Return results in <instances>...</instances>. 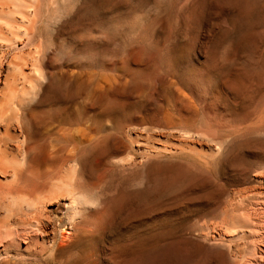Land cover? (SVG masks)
Returning <instances> with one entry per match:
<instances>
[{"label":"rangeland","instance_id":"374dc122","mask_svg":"<svg viewBox=\"0 0 264 264\" xmlns=\"http://www.w3.org/2000/svg\"><path fill=\"white\" fill-rule=\"evenodd\" d=\"M5 1L0 264H264V0Z\"/></svg>","mask_w":264,"mask_h":264},{"label":"bare ground","instance_id":"6f19581e","mask_svg":"<svg viewBox=\"0 0 264 264\" xmlns=\"http://www.w3.org/2000/svg\"><path fill=\"white\" fill-rule=\"evenodd\" d=\"M17 1H18V4L21 3V2H19V0H17ZM17 1H13V3L15 2V3L17 4ZM7 3H8V5L10 4L9 1H8ZM5 5H6V1H5V0H1V1H0V9H1V11L5 9V7H6ZM8 5H7V6H8ZM14 5H15V4H13V6H14ZM20 5H21V4H20ZM20 5H19V6H20ZM24 5H25V4H24ZM9 6H10V5H9ZM10 7H11V6H10ZM11 8H12V7H11ZM17 8H18V7H17ZM6 9H7V8H6ZM16 10H17V9H16ZM1 11H0V12H1ZM4 11H5V10H4ZM4 11H3V13H5ZM1 13H2V12H1ZM0 15H2V14H0ZM5 15H6V14H5ZM0 27H1V26H0ZM30 81H32V80H30ZM31 83H32V82H31ZM13 88H14V87H13ZM14 89H15V88H14ZM25 89H26V88H25ZM79 89H80V88H79ZM16 90H17V89H16ZM27 90H28V89H27ZM26 92H27V91H26ZM26 92L24 91V92H22V94H23V93H26ZM13 94H14V93H13ZM20 94H21V93H20ZM22 94H21V95H22ZM16 95H17V94L15 93L13 97H14V98H17ZM24 95H25V94H23V96H24ZM15 96H16V97H15ZM21 97H22V96H21ZM21 97H20V98H21ZM20 98H19L18 102L20 101ZM9 100H10V99H9ZM11 100H12V98H11ZM14 100H15V99H14ZM22 101L25 102L23 99H22ZM8 102H9V101H8ZM9 103H11V102H9ZM20 104H21V101H20ZM38 104H39V103H38ZM15 105H16V104H15ZM11 107H12V106H11ZM35 108H36V107H35ZM37 108H38V106H37ZM10 109H11V108H10ZM3 110H4V109H3ZM8 110H9V109L7 108V110L5 109V111H3V112H1V113L3 114V113H5V112H7ZM11 110H12V109H11ZM36 110H38V109H36ZM64 112H65V111H64ZM36 114H37V113H36ZM54 114H55V113H54ZM18 115H19V113H18ZM45 116H46V115H44V118H45ZM56 116H57V115H56ZM64 116H65V115H64ZM2 117H4V115H2ZM13 117H16V114H15ZM13 117H12V118H9V117H8V118H9L10 120H11V119L14 120ZM19 117H20V116H18V117H16V118L18 119ZM52 117H53V116H52ZM67 117H68V116H67ZM25 118H26V116H25ZM41 118H42V117H41ZM22 119H23V117H22ZM61 119H62V118H61ZM64 119H65V118H64ZM3 120H4V119H3ZM13 120H12V121H13ZM12 121H9V122L11 123ZM18 121H19V120H18ZM20 122H21V118H20ZM60 122H61V121H60ZM7 123H8V121H7ZM43 123H44V122H43ZM66 123H67V122H66ZM39 124H40V123H39ZM47 124H48V123H47ZM47 124H46V125H47ZM41 125H42V124H41ZM8 126H9V128L12 127L11 125H9V123H8ZM44 126H45V125H44ZM7 128H8V127H7ZM9 128H8V129H9ZM47 128H48V127H47ZM8 129H7V130H8ZM28 129H29V128H28ZM42 129H43V127H42ZM7 130H6V131H7ZM39 130H40V129H39ZM48 130H49V129H48ZM8 131H9V130H8ZM9 132H10V131H9ZM38 132H39V131H37V133H38ZM7 134H8V132H7ZM41 134H42V133H41ZM76 134H77V133H76ZM79 134H80V135H83L82 133H79ZM9 135L12 136V137L10 138V140L15 136V135H12V134H10V133H9ZM29 135H30V134H29ZM38 135H39V133H38ZM16 137H17V136H16ZM31 137H32V136H31ZM40 138H41V137H40ZM40 138L37 139V140H40ZM2 139L4 140V138H2ZM27 139H28V138H27ZM82 139H83V138H82ZM82 139H81V140H82ZM14 140H15V139H14ZM31 140H32V139H31ZM33 140H34V138H33ZM77 140H79V139H77ZM1 141H2V140H1ZM1 141H0V142H1ZM5 141H6V139H5ZM11 141H12V140H11ZM28 141H29V140H28ZM28 141H27V142H28ZM6 142H7V141H6ZM39 142H40V141H39ZM3 143H5V142L3 141ZM3 143H2V144H3ZM34 143H35V142H34ZM34 143H32L33 145H32L31 147H35V146H36V145L34 146ZM36 143H38V142H36ZM41 143H42V142H41ZM2 144H1V145H2ZM6 144H7V143H6ZM6 144H5V145H6ZM39 144H40V143H38L37 145L39 146ZM1 145H0V146H1ZM20 145H21V144H20ZM40 145H43V144H40ZM43 146H45V147H43V148H45V149H48V148H49V146H48L47 144H46V145L44 144ZM46 146H48V147H46ZM6 147H7V146H6ZM41 147H42V146H41ZM41 147H38V148L40 149ZM27 148H28V147H27ZM28 149H29V148H28ZM28 149H27V150H28ZM45 149H43V150H44V151H47V150H45ZM31 150H32V149L29 150V153H32V152H30ZM36 150H37V147H36ZM43 150L40 149V151H42V152H43ZM1 151H2V149H1ZM34 151H35V150H34ZM38 151H39V150H38ZM38 151H37V152H38ZM40 151H39V152H40ZM47 152H48V151H47ZM47 152H46V153L43 152V153L46 155V154H48ZM34 153H35V152H34ZM43 153H41L40 155L42 156ZM49 153H50V152H49ZM25 154H26V153H25ZM36 154L38 155V153H36ZM28 155H30V154H28ZM34 155H35V154H34ZM45 155H44V157L42 156V160H43L44 163H45V161L47 160L46 157H48L49 154L46 155V157H45ZM50 155H51V154H50ZM24 156H25V155H24ZM105 156H106V155H105ZM25 157H27V156H25ZM32 158H33V157H32ZM34 158H37V157H34ZM38 158H39V157H38ZM40 158H41V157H40ZM28 159H30V158H28ZM8 160H9V159H8ZM25 160H26V159H25ZM33 160H34V159H33ZM33 160L31 159L30 161H32V162H37V161H35L36 159H35L34 161H33ZM37 160H38V159H37ZM40 160H41V159H40ZM44 160H45V161H44ZM6 162H7V161H6ZM25 162H27V160H26ZM38 162H40V161L38 160ZM38 162H37V163H38ZM43 162H40V163H43ZM20 163H21V161H20ZM44 163H43V164H39V166L42 165V166L45 167L46 164H44ZM46 163H47V162H46ZM18 164H19V163H18ZM24 164H25V163H24ZM28 164H29V165H32L31 163H28V162H27V166H28ZM2 165H3V164H2ZM20 165H21V164H20ZM20 165H19L18 167H20ZM22 165H23V162H22ZM33 165L36 166V163H34ZM37 165H38V164H37ZM4 166H6V165H4ZM4 166H3V167H4ZM23 166H24V165H23ZM35 166H34V168H35ZM32 167H33V166H32ZM32 167H31V169H30L29 171H31V170L33 169L34 171H32V172H35V169L32 168ZM27 168H28V167H27ZM27 168H26V169H27ZM29 168H30V167H29ZM16 170L18 171L19 169H16ZM21 170H22V167H21ZM21 170L19 171V173L21 172ZM23 170H24V168H23ZM14 171H15V170H14ZM17 171H16V172H17ZM24 171H25V170H24ZM16 172H14V174H15ZM25 172H26V171H25ZM32 172H31V173H32ZM19 173H18V174H19ZM38 173H40V172H38ZM16 174H17V173H16ZM21 174H23V173L21 172V173H20V176H21ZM20 176H19V177H20ZM14 177H17V176L15 175ZM17 178H18V177H17ZM17 178H16V179H17ZM16 179H15V180H16ZM61 184H62V183H61ZM17 185H19V184H17ZM20 186H21V184H20ZM12 187H13V186H12ZM16 187H17V186H16ZM52 187H53V186H52ZM13 188L15 189V187H13ZM18 188H19V187H18ZM57 188H58V187H57ZM19 189L22 190V187L19 188ZM19 189H18V190H19ZM23 189H24V187H23ZM72 189H73V188H72ZM18 190H17V191H18ZM35 190H36V189H35ZM73 190H74V189H73ZM74 191H75V190H74ZM18 192H20V191H18ZM29 192H30V191H29ZM32 192L35 193L36 191H34V190L32 189L31 193H32ZM52 192H53V190H52ZM56 192H57V191H56ZM72 192H73V191H72ZM74 193H75V192H74ZM53 194H54V193H53ZM79 194H80V192H79ZM35 195H36V194H35ZM50 195H51V194H50ZM59 195H60V194H59ZM72 195H73V194H72ZM80 195H81V194H80ZM1 197H2V196H1ZM13 197H14V196H13ZM36 197H39V198H40V196H37V195H36ZM55 197H56V196H55ZM18 198H19V197H18ZM31 198H32V197H31ZM39 198H38V199H39ZM75 198H76V197H75ZM12 200H13V199H12ZM14 200H15V199H14ZM24 201H25V199H24ZM32 201H33V199H32ZM32 201H29V202L32 203ZM26 202L29 203L28 201H26ZM26 202H24V203H26ZM73 202H74V201H73ZM30 203H29V205H33V203H32V204H30ZM45 206H46V205H45ZM23 209H24V208H23ZM40 210H41V208H40ZM256 210H257V209H256ZM256 212H257V211H256ZM36 213H37V212H36ZM254 213H255V212H254ZM40 214H41V213H40ZM255 214H257V213H255ZM247 216H249V214H247ZM251 217H252V216H251V214H250V218H251ZM245 218H246V217H245ZM248 218H249V217H248ZM252 218H253V217H252ZM241 219H242V218H241ZM254 219H256V218H254ZM250 220H251V219H250ZM27 221H29V220H27ZM247 221H248V220H247ZM253 221H254V220H252L251 222H253ZM254 222H255V221H254ZM243 224H244V223H243ZM248 224H249V223H248ZM252 225H254V223H253ZM254 226H255V225H254ZM246 229H247V228H246ZM78 230H79V229H78ZM84 230H86V229H84ZM94 230H95V229H94ZM249 230H250V229H249ZM86 231H87V230H86ZM87 232H88V231H87ZM87 232H83V233H87ZM88 233H91V232H88ZM88 233H87V235H88ZM79 234H80V233H79ZM250 234H251V233H250ZM75 235H76V234H75ZM72 236H73V235H72ZM252 236H253V234H252ZM78 237H79V235H78ZM78 237H77V238H78ZM81 237H83V239H85L84 235L82 236V234H81ZM81 237H80V238H81ZM89 237H90V236H89ZM242 238H247V237H243V236H242ZM254 238H255V236H254ZM30 239H31V238H30ZM70 239H71V238H70ZM240 239H241V238H240ZM248 239H249V238H248ZM251 239H252V238H250L249 240H251ZM86 240H87V239H86ZM88 240H89V239H88ZM90 240H91V239H90ZM238 240H239V239H238ZM252 240H253V239H252ZM252 240H251V241H252ZM72 241H73V239H72ZM74 241H77V239H76V240L74 239ZM74 241H73V242H74ZM78 241H80V240H78ZM78 241H77V242H78ZM246 241H247V240H246ZM246 241H245V242H246ZM85 242H86V241H85ZM207 242H208V241H207ZM242 242H243V241H242ZM247 242H249V241H247ZM247 242H246V245H247ZM253 242H254V241H253ZM69 243H70V242H69ZM74 243H75V242H74ZM74 243H72V244L74 245ZM78 243H80V242H78ZM239 243H240V242H239ZM255 243H256V242H255ZM255 243H253V244L250 243V244H251V245H254ZM262 243H263V242H262ZM262 243H261V244H262ZM75 244H77V243H75ZM240 244H242V243H240ZM240 244H238V245L240 246ZM243 244H245V243H243ZM82 245H83V244H82ZM236 245H237V244H236ZM236 245H234V246H236ZM251 245H250V246H251ZM262 245L264 246V244H262ZM68 246H69V244H68ZM85 246H86V245H85ZM241 246H243V245H241ZM248 246H249V244H248ZM255 246H257V245H255ZM255 246H253V247H255ZM258 246H259V245H258ZM71 247H72V246H71ZM76 247H77V246H75L74 248H76ZM243 247H244V246H243ZM243 247H242V248H243ZM246 247H247V246H246ZM63 248H64V247H63ZM63 248H62V249H63ZM65 248H66V246H65ZM236 248H237V247H236ZM236 248H234L235 251L232 250V251L235 252V253H236L237 250H239L238 248H237V249H236ZM239 248H241V247H239ZM250 248H252V247H250ZM62 249H61V250H62ZM70 249H71V248H70ZM226 249H227V248H226ZM230 249H231V247H230ZM230 249H229V250H230ZM244 249H246V248H244ZM248 249H249V248H248ZM248 249H246V250H248ZM64 250H65V249H64ZM223 250H224V249H223ZM249 250H250V249H249ZM253 250L256 251V249H254V248H253ZM65 251H66V250H65ZM232 251H231V253H232ZM239 251H240L241 253H242V252H245V251H243V250H242V251L239 250ZM251 251H252V249H251ZM251 251H249V252L251 253ZM255 251H254V252H255ZM249 252H248V253H249ZM252 252H253V251H252ZM64 253H67V252H64ZM231 253H230V254H231ZM235 253H234V254H235ZM250 253H249V254H250ZM61 254H62V253H61ZM230 254H229V256H230ZM238 254L240 255V253H238ZM243 254L246 256L247 253L245 252V253H243ZM253 254H257V251H256V253H253ZM66 255H67V254H66ZM68 255H69V254H68ZM70 255H71V254H70ZM70 255H69V256H70ZM168 255H170V257H171V254H167V256H168ZM172 255H173V254H172ZM194 255H195L194 253H188V254L186 255V258H187L188 260H191V261H192V258L194 257ZM239 255H238V256H239ZM241 255H242V254H241ZM247 255H248V254H247ZM60 256H61V255H60ZM165 256H166V255H165ZM232 256H233V255H232ZM232 256H231V259H232ZM256 256H257V255H256ZM256 256H253V257H256ZM70 257H71V256H70ZM168 257H169V256H168ZM174 257H175V256H174ZM247 257H248V256H247ZM247 257H245L246 259L244 258V260H247ZM249 257H250V256H249ZM172 258H173V257H171V259H172ZM235 258H237V257L235 256ZM241 258H242V257H240V259H241ZM259 258H260V257H259ZM171 259H170V260H171ZM242 259H243V258H242ZM252 259H253V258H252ZM61 260H62V259H61ZM61 260H60V261H61ZM69 260H70V259H69ZM166 260H168L167 257H166ZM173 260H174V259H173ZM254 260H255V258H254ZM256 260H257V259H256ZM63 261H64V259H63ZM238 261H241V260L238 259ZM242 261H243V260H242ZM261 261H263V259H261ZM261 261H260V262H261ZM58 262H59V261H58ZM172 262H173V261H172ZM229 262H231V261L229 260ZM234 262H235V259H234ZM247 262H249V261H247ZM250 262H251V260H250ZM250 262H249V263H250ZM69 263H70V262H69ZM168 263H169V262H168ZM168 263H167V264H168ZM174 263H175V261H174ZM252 263H253V261L251 262V264H252ZM254 263H256V262H254ZM254 263H253V264H254ZM169 264H170V263H169ZM172 264H173V263H172ZM178 264H179V263H178ZM229 264H230V263H229ZM236 264H237V262H236ZM238 264H239V263H238ZM241 264H242V262H241ZM243 264H247V263H245V261H244ZM256 264H258V263H256ZM259 264H260V263H259Z\"/></svg>","mask_w":264,"mask_h":264}]
</instances>
